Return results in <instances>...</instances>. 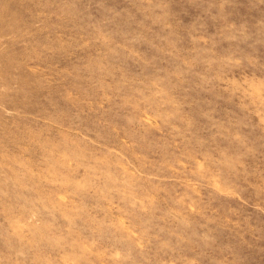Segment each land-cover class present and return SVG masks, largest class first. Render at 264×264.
Returning <instances> with one entry per match:
<instances>
[{"label":"rangeland","instance_id":"374dc122","mask_svg":"<svg viewBox=\"0 0 264 264\" xmlns=\"http://www.w3.org/2000/svg\"><path fill=\"white\" fill-rule=\"evenodd\" d=\"M0 264H264V0H0Z\"/></svg>","mask_w":264,"mask_h":264}]
</instances>
